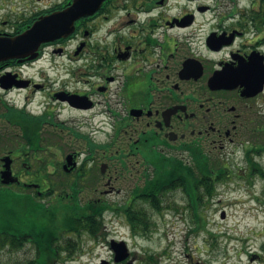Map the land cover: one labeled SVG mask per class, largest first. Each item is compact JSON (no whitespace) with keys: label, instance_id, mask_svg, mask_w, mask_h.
Wrapping results in <instances>:
<instances>
[{"label":"flooded vegetation","instance_id":"obj_1","mask_svg":"<svg viewBox=\"0 0 264 264\" xmlns=\"http://www.w3.org/2000/svg\"><path fill=\"white\" fill-rule=\"evenodd\" d=\"M73 6L79 14L67 35L42 42L34 58L0 61V158L11 157L15 183L37 184L31 162L44 158L30 147L40 137L53 154L52 145L66 146V131L86 147L56 162L50 156L48 176L79 181L80 205L96 221H128L123 206L140 199L133 193L149 178V155L189 162L198 147L223 159L230 144H243L245 156L264 154V0H19L0 35ZM102 150L107 162L98 163ZM137 164L144 169L136 180L118 188ZM3 169L2 161L0 177ZM102 179L101 195L92 196ZM115 192L127 194L119 202L104 196ZM105 238L112 262L133 264L130 251L116 259L125 239Z\"/></svg>","mask_w":264,"mask_h":264},{"label":"rangeland","instance_id":"obj_2","mask_svg":"<svg viewBox=\"0 0 264 264\" xmlns=\"http://www.w3.org/2000/svg\"><path fill=\"white\" fill-rule=\"evenodd\" d=\"M18 1L0 0V28L2 19L11 10L10 6ZM5 2L9 6L6 9L2 8ZM113 132V129L101 131V141H106L109 133ZM63 133L66 146L52 145L50 149L54 151L53 154L48 151L38 153L39 156L47 160L52 156L56 162L59 157L63 156L64 159L66 154L75 148L83 150L86 147L85 141L66 131ZM91 134L94 137L96 134L97 137L98 132L96 130ZM118 145L119 143L111 148L113 153L119 148ZM110 152H107L108 155ZM2 153L3 148L0 149V155ZM98 154V163L107 162L103 150ZM220 155L231 174L229 173L225 180L219 181L213 196L204 197L200 211L202 222H207L205 228L196 230L198 219L190 204V197L183 189L177 188L167 194L168 206L152 213L154 226L149 234L134 233L126 219L115 217L114 221H110V215L107 214L102 233L97 238L88 233H70L68 236L65 234V237L76 239L75 249L71 253L64 252L58 264H100L103 260L111 261L112 253L105 237L125 239L132 252L133 264H189L191 261H202L205 264H264V176L257 173L250 175L243 144H230ZM255 157L264 165V154H255ZM186 160L191 158L187 155ZM31 163L34 168L42 165L41 161ZM17 166L20 169L21 164ZM142 169L144 168L141 166L132 173L124 171L116 183L117 187L127 189L130 186L128 177L132 176L136 180ZM149 170L151 173V166ZM118 171L112 174H120V167ZM139 182L141 183V180ZM97 185V192H91L94 197L101 195L100 191L105 188L104 180ZM87 191L86 189L82 194L83 197H88L85 195ZM126 194L115 192L104 196L110 202H119ZM49 200L50 196H44L42 199ZM35 251L30 242L16 251L4 249L0 253V264L11 261L24 263L35 256ZM110 264L118 263L111 261Z\"/></svg>","mask_w":264,"mask_h":264},{"label":"trees","instance_id":"obj_3","mask_svg":"<svg viewBox=\"0 0 264 264\" xmlns=\"http://www.w3.org/2000/svg\"><path fill=\"white\" fill-rule=\"evenodd\" d=\"M37 132L40 136L39 129ZM39 139L30 147L37 154L45 150V146L38 143ZM191 154L189 162L151 155L149 178L133 193L134 196L139 194L140 199L123 206L134 233H150L154 226L152 213L167 207V194L177 188L190 197L198 219L196 230L206 227L207 222H202L200 211L204 197L213 196L219 181L225 180L231 170L228 171L225 161L209 158L198 147L192 148ZM246 157L250 175L264 176V165L256 159L255 153L249 151ZM43 158L38 167L39 175L32 180L45 190L43 196H50L49 201H42L44 197L36 190L30 191L32 188L26 185H4L0 181V253L4 249L19 250L29 242L36 250L35 256L24 263L11 261L6 264H58L64 252L71 253L75 249L76 239L65 237V234L88 233L98 237L102 233V223L96 221L94 215L89 216L80 205L79 181L71 184L70 177H49L46 172L48 160Z\"/></svg>","mask_w":264,"mask_h":264},{"label":"water","instance_id":"obj_4","mask_svg":"<svg viewBox=\"0 0 264 264\" xmlns=\"http://www.w3.org/2000/svg\"><path fill=\"white\" fill-rule=\"evenodd\" d=\"M78 14L79 9L77 6H73L67 10H62L39 18L29 30L21 34L16 36H0V61L8 58L25 56H29V58L36 57L42 42L51 38L65 36L71 31L73 27L72 21H74ZM11 160L10 156H5L3 158L4 169L1 173L3 183L19 180L18 177L13 175ZM118 245L119 249H116L117 260L123 259L129 255L126 244L120 242ZM102 264H108V262L104 261ZM191 264L205 263L202 261H195Z\"/></svg>","mask_w":264,"mask_h":264}]
</instances>
